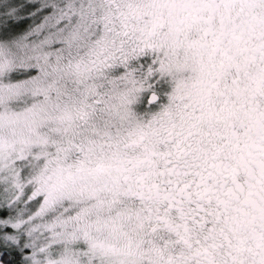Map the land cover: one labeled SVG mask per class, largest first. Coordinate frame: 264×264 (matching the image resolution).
Masks as SVG:
<instances>
[{"label": "snow or ice", "instance_id": "snow-or-ice-1", "mask_svg": "<svg viewBox=\"0 0 264 264\" xmlns=\"http://www.w3.org/2000/svg\"><path fill=\"white\" fill-rule=\"evenodd\" d=\"M0 264H264V0H0Z\"/></svg>", "mask_w": 264, "mask_h": 264}]
</instances>
